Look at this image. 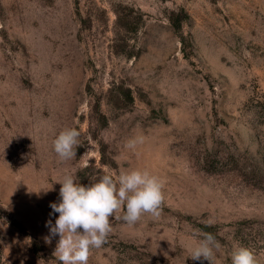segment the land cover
I'll use <instances>...</instances> for the list:
<instances>
[{
	"label": "rangeland",
	"instance_id": "obj_1",
	"mask_svg": "<svg viewBox=\"0 0 264 264\" xmlns=\"http://www.w3.org/2000/svg\"><path fill=\"white\" fill-rule=\"evenodd\" d=\"M137 168L159 217L122 206L88 264H210L191 258L207 233L212 264H264V0H0V264H61L44 237L66 173Z\"/></svg>",
	"mask_w": 264,
	"mask_h": 264
},
{
	"label": "clouds",
	"instance_id": "obj_2",
	"mask_svg": "<svg viewBox=\"0 0 264 264\" xmlns=\"http://www.w3.org/2000/svg\"><path fill=\"white\" fill-rule=\"evenodd\" d=\"M80 132L74 127L64 128L54 139L53 149L64 161L77 154ZM143 138L129 141L125 147L134 148ZM59 201L51 202L52 217L45 226L49 235L45 242L59 236L54 254L61 264H88L90 251L101 248L111 232L110 218L124 207L122 219L129 225L136 224L145 213L159 217L164 200L163 182L148 170L131 169L118 176L104 174L98 179L82 183L70 173L58 181ZM221 247L215 236L204 235L191 250V258L210 261L215 250ZM231 264H259L252 250L238 246L231 252Z\"/></svg>",
	"mask_w": 264,
	"mask_h": 264
}]
</instances>
